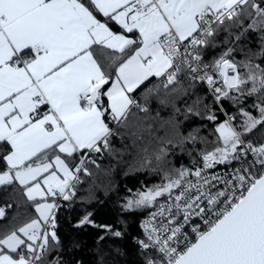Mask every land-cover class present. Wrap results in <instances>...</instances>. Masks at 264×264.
<instances>
[{"label":"snow or ice","instance_id":"1","mask_svg":"<svg viewBox=\"0 0 264 264\" xmlns=\"http://www.w3.org/2000/svg\"><path fill=\"white\" fill-rule=\"evenodd\" d=\"M152 79L158 83L141 105L134 94ZM198 83L213 104L230 100L243 118L239 126L235 115L219 122L207 96H198L184 120L207 113L215 141L200 128L185 134L176 119V100ZM153 94L173 114L146 123L133 109L147 116ZM248 98L257 115L243 107ZM156 121L165 137L152 136ZM261 128L264 0H0V188L18 186L36 213L0 230V264H66L56 201L73 199L81 173L96 164L91 154L112 152L122 129L142 166L161 174V183L123 205L155 208L136 241L141 264H264V142L247 139ZM175 147L191 167L168 166ZM218 165L231 170L210 171ZM8 208L0 207V222ZM92 215L76 227L122 236Z\"/></svg>","mask_w":264,"mask_h":264},{"label":"trees","instance_id":"2","mask_svg":"<svg viewBox=\"0 0 264 264\" xmlns=\"http://www.w3.org/2000/svg\"><path fill=\"white\" fill-rule=\"evenodd\" d=\"M249 39L252 40V43H249L248 47L256 51L257 39L254 37H249ZM220 50L210 51L207 59L211 60L219 54ZM244 58V53H237L235 56L238 61ZM255 62L258 63L259 59ZM157 83L158 79H152L151 82H146L135 92L134 96L141 105L145 104L146 90ZM198 96H207L205 103L215 110L219 122L227 119L225 115L227 113L228 116L235 115L237 117L235 124L240 125L243 118L240 115L239 107L230 100H223L219 105L213 104L212 97L208 94L207 85L198 83L194 92L190 90L188 95L176 100V106L181 108V114L176 119L183 121L181 130L185 134L193 128H200V135L208 137L211 141L216 139V135L213 133L216 122L204 118L207 113H204L203 117H190L188 120H184V110ZM253 103L254 98H248L243 102V107L253 111V115H257L252 109ZM147 107L150 109L147 116L133 109L134 115L146 123L151 117H155L157 112L165 120L173 114L170 107L160 104V100L155 94L148 97ZM221 107L223 111H221ZM111 125L116 128L114 122ZM152 127L155 129L152 133L153 137L166 136L165 128L160 127L159 121H156ZM144 136L147 141L148 134L145 133ZM247 139L253 142H264V128L249 134ZM137 143L139 145V142ZM198 147L202 148L203 145H198ZM112 148V152L104 151L92 156L96 164L87 165L91 175L81 173V182L75 189L76 195L70 201L62 200V204L57 210L58 235L62 241L61 254L66 264H141L139 248L136 243L137 239L143 237L140 222L153 208L127 210L123 205L138 190L142 191L161 183V174L152 170L155 164L152 168L142 166L138 147H133V139L126 135V130L122 129L121 134L112 138ZM167 159L171 162L169 167L192 166L191 158L186 152H181L178 147L173 148ZM77 160L78 155L73 163H76ZM221 167L224 165H218L210 171ZM8 204L11 205V208L6 210L7 219L0 222V230L19 226L35 216L33 206L29 204L18 186L0 188V207ZM89 212L93 214L92 219L95 224L111 225L114 230L120 231L122 236L106 235L102 229L92 225L76 227L78 221ZM100 236H105V239L99 241Z\"/></svg>","mask_w":264,"mask_h":264},{"label":"built area","instance_id":"3","mask_svg":"<svg viewBox=\"0 0 264 264\" xmlns=\"http://www.w3.org/2000/svg\"><path fill=\"white\" fill-rule=\"evenodd\" d=\"M226 118H228V115H226ZM111 127H112V125H111ZM94 154H91V159H92V156H93ZM78 160H79V155H78ZM78 160H77V162L76 163H78ZM231 169L230 168H227V167H221V168H219V169H216V170H214L213 172H224V171H230ZM62 198H58L57 199V204L60 206L61 204H62ZM160 202H164V200H161ZM152 211H155V208H153L142 220H141V222H140V228H141V232H142V235H143V237H141L140 239H142V238H144V232H143V229H142V227H141V225H142V223L143 222H145L147 219H148V217H149V215H150V213L152 212Z\"/></svg>","mask_w":264,"mask_h":264},{"label":"crops","instance_id":"4","mask_svg":"<svg viewBox=\"0 0 264 264\" xmlns=\"http://www.w3.org/2000/svg\"><path fill=\"white\" fill-rule=\"evenodd\" d=\"M111 27L113 28V30L114 31H120V28H119V26L118 25H116V24H111ZM46 110V109H45ZM35 215H36V213H35Z\"/></svg>","mask_w":264,"mask_h":264}]
</instances>
